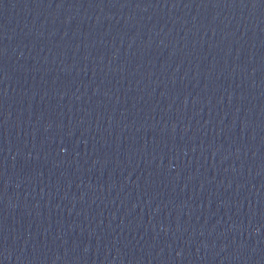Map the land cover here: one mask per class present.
Wrapping results in <instances>:
<instances>
[{
  "label": "water",
  "instance_id": "95a60500",
  "mask_svg": "<svg viewBox=\"0 0 264 264\" xmlns=\"http://www.w3.org/2000/svg\"><path fill=\"white\" fill-rule=\"evenodd\" d=\"M0 264H264V0H0Z\"/></svg>",
  "mask_w": 264,
  "mask_h": 264
}]
</instances>
